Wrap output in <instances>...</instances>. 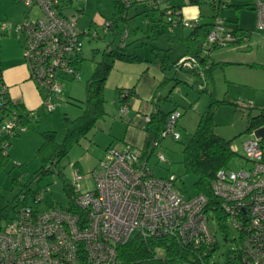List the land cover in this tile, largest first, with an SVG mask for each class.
Here are the masks:
<instances>
[{
  "label": "built area",
  "instance_id": "2783aa9c",
  "mask_svg": "<svg viewBox=\"0 0 264 264\" xmlns=\"http://www.w3.org/2000/svg\"><path fill=\"white\" fill-rule=\"evenodd\" d=\"M15 1L29 11L40 10L35 18L27 12L14 29L23 45L30 79L45 93L42 106L52 113L63 94L62 83L80 77L77 63L88 33L83 34L74 20L61 13V0ZM165 1L152 0L151 4L159 6ZM253 10L257 27L264 32V0H254ZM198 23L199 18L182 20L183 28L188 29ZM0 27L3 33L9 30L6 23ZM248 42L247 34L235 33L217 18L204 46L222 48ZM178 67L202 74L199 59L193 56L179 60ZM121 112L126 116L128 107L122 106ZM179 118L176 111L169 116L164 137L181 139L175 131ZM16 120L15 115L6 120L0 135L12 137L16 129H27L17 127ZM143 120L147 123L150 118L144 116ZM260 129L264 127L256 129V136L244 144L251 168L217 173L212 189L218 204L212 210L206 195L186 196L175 174L156 177L150 159L143 157L140 148L127 144L122 151L108 149L92 173L94 190L81 191L80 182L85 177L75 173V204L81 214L40 208L44 196L38 193L32 204L22 205L18 220L0 219V264H125L120 248L135 238L176 242L193 254L183 264H218L213 255L219 245L209 217L223 227L214 215L215 208L226 218L225 229L231 226L239 232L225 264H264V133H257ZM2 147L7 149L8 141ZM157 157L159 163L166 162L164 154Z\"/></svg>",
  "mask_w": 264,
  "mask_h": 264
},
{
  "label": "rangeland",
  "instance_id": "374dc122",
  "mask_svg": "<svg viewBox=\"0 0 264 264\" xmlns=\"http://www.w3.org/2000/svg\"><path fill=\"white\" fill-rule=\"evenodd\" d=\"M61 13L75 21L81 32H87L91 24L97 26L90 30L93 35L96 30L101 33V26L113 14V0H61ZM72 1V2H70ZM233 5H248V8L223 9L221 14L233 25L239 24L250 32V41L239 46L222 47L212 53V60L215 63H229L217 66L214 71V98L224 104H217V109L213 116L215 133L230 141L236 156L231 160L228 169L234 172L249 170L251 163L246 160L244 144L253 139L255 131H248L250 116H256L258 109H246L245 107L254 105L264 108V32L257 27V13L252 9L254 0H229ZM139 4V3H138ZM138 6V7H137ZM129 11L130 20L133 26H143L147 30L144 22L147 21L144 5H137ZM203 20L210 21L212 9L208 3L201 4ZM137 11H140L137 13ZM27 12L31 18L40 15V10L34 8L32 11L15 0H0V25H9L7 33H3L0 27V56L3 61L11 60L17 53L24 55L22 42L17 38L15 25L24 21ZM150 14V19H154L159 13ZM123 27V26H121ZM189 33L188 28L178 27L174 33L161 37L158 45L169 50V55L173 61L185 52L183 37ZM124 35L108 34L106 40L83 38V58L80 77L76 80L66 79L63 84V94L52 113L43 106L33 121L29 124V132H21L18 137L12 139L5 169L0 170V211L8 208L3 221L18 220L22 204L15 201L20 195L22 185L28 184L31 191L41 193L44 201L40 208H63L68 207V198L64 192L65 183H74L75 173L79 172L85 177L80 182L81 191L94 190L95 183L92 179L93 171L99 163L106 158V147L110 142L114 143L111 149L124 150L125 144L122 141H114L116 134H121L125 123L119 102L114 98V93L105 94L107 116L100 120L96 127L83 139L80 144L75 145L68 156L60 161L58 172L45 176H36L35 173L42 168V160L37 157V151L43 143L42 133L46 131H56L57 142L61 143L65 137L64 118L76 119L84 110L86 99V82L94 72L96 62L101 58V54L96 50L103 51L107 43L115 41L119 43ZM141 36H145L141 33ZM92 37V36H90ZM128 38L127 41H131ZM139 45L141 42H138ZM139 54L150 57L149 45L139 46ZM170 77L181 80L170 96V100L163 103L165 111L176 108V112L181 115L175 128L181 140L176 142L171 137L162 140L154 150V154L149 160V165L155 169L156 177H165L175 174L179 177V188L182 192L193 195L195 177L185 174L182 164V148L184 143L190 138L198 126L201 114L210 104L208 93H201L204 82L198 79L188 70L172 71ZM175 82H172L164 91V95L172 89ZM211 91L212 87H209ZM250 114V116H249ZM120 130V131H119ZM118 146V147H116ZM164 154L165 163L158 162V155ZM22 184V185H21ZM33 203L32 198L28 199ZM209 226L217 238L218 249L214 252L213 260L218 264H225L230 259V249L236 246L239 240V232L229 226L227 233H223L216 222L209 217ZM226 237L228 242L225 241ZM160 256L164 253L159 252Z\"/></svg>",
  "mask_w": 264,
  "mask_h": 264
},
{
  "label": "trees",
  "instance_id": "16d2710c",
  "mask_svg": "<svg viewBox=\"0 0 264 264\" xmlns=\"http://www.w3.org/2000/svg\"><path fill=\"white\" fill-rule=\"evenodd\" d=\"M151 1L152 0H146L144 2L146 10L143 13H159V15L151 22H144V26L146 25L147 30H144L143 26L135 27L130 24V20L135 17H130L129 11L137 5L136 0H113V14L103 24H100L101 33L96 30L95 36L92 35L90 30L93 29L94 26L96 27L97 24H91L89 26L87 36L91 40H106V36L111 33L124 36L119 43L115 41L109 42L103 51H95L96 54H101V58L96 62L94 72L86 82V99L84 101L83 113L76 119L64 118L65 137L63 142H57L56 131H46L41 134L43 143L37 151V157L42 160L43 165L35 175L41 177L56 172L62 174V171L58 170L60 161L68 156L70 150L75 145L80 144L83 139L88 137L89 133L96 127L100 120L105 119L108 114L105 106V85L117 61L126 63L152 62L156 64L164 74V78L159 83L152 99L154 109L150 114L144 115L149 116L150 120L145 123L146 126L144 130L146 138L144 145L140 149L143 151V157L145 159H150L156 148L155 143L160 145L162 140L166 138L163 136L166 122L169 116L176 111V108L169 111H165L163 108V103L170 100L171 94L181 82V80L176 79V77L171 78L169 74L172 71L177 73L179 70H186L178 67V62L186 56H193L199 59L203 75L194 71H188L206 84V86L202 85L200 92L209 94L210 104L201 114L195 132L191 134L190 138L183 145L182 164L185 174L187 176H193L196 179L194 182L195 193L193 195H206L209 199L210 209L212 210L213 206L218 204V200L212 189V184L217 177V173L220 170L228 169L231 160L237 154L232 149L230 141L215 133V124L213 121L217 104H224V102H219L214 98V71L217 66L229 63L217 64L212 61L211 53L219 49V47L214 46L207 48L204 44L208 34L214 29L215 20H217V18L223 19L235 33L247 34L250 36V32L240 29L236 23L232 25L231 22L221 14L223 9L235 8V10L239 11L241 8H248V5H233L229 0H190V5L201 6V4L208 3L212 9L211 20L206 22L200 21V23L189 29L188 35L183 37L185 52L179 60L173 61L169 55V50L160 47L158 41L164 35L174 33L175 28H183L182 20L184 19V15L182 9L184 5L178 2L171 3L173 0H166L162 5L154 6L151 4ZM176 20L178 21L175 24L174 22ZM140 32L145 35L142 39L127 41L128 38L133 39ZM82 33L84 34L86 32ZM138 42H141V44L138 45ZM144 44L150 47V57H146L137 52L139 46ZM204 51H206V54H203ZM82 62L83 58L81 57L77 63L79 76ZM172 82H175L174 86L167 95H164L165 89ZM209 87H212L213 90L211 91L208 89ZM118 95L121 106L128 107L130 101L135 98L133 88L121 89ZM245 108L259 110L256 116H250L249 114L248 131H255L258 128L264 127V108H259L254 105ZM34 114L36 113L28 111L24 105L15 103L10 99L8 88L5 86L2 79L0 68V128L6 120L15 115L17 117L16 126L28 129L29 124L33 121ZM20 133L21 131L16 129L12 137H3L0 135V170L5 169L7 164L8 157L10 156L8 149L12 144V139L18 137ZM4 141H8L9 147L7 149L2 147ZM63 189L68 198V207L66 210L81 214L82 212H80L75 204L76 195L73 183H65ZM20 192V195L15 198V201L22 205L29 204L28 199L32 198L33 201L39 193L31 191L28 184L22 185ZM184 194L188 197L192 196L186 193ZM22 196L25 198L22 199ZM7 210L8 208L0 211V219L4 218L5 214L8 212ZM214 210L216 211L214 213L216 219L218 218L220 220V224L223 227L221 231L227 233L225 229V216L221 212H217V208ZM161 251L164 253L163 256L159 255ZM120 256L124 259L125 264H183L189 261L193 254L171 240L142 241L139 238H135L120 248ZM206 256V258H209V255Z\"/></svg>",
  "mask_w": 264,
  "mask_h": 264
},
{
  "label": "crops",
  "instance_id": "0c3cea01",
  "mask_svg": "<svg viewBox=\"0 0 264 264\" xmlns=\"http://www.w3.org/2000/svg\"><path fill=\"white\" fill-rule=\"evenodd\" d=\"M136 1L137 5L145 6L144 2L146 0ZM189 1L190 0H173L171 3L178 2L184 5L182 13L185 19L199 18L200 21L203 22L204 20L201 7L198 5H190ZM139 12L140 11H137V13ZM141 13H143L142 10L140 14ZM155 18L156 16L154 19H150V14L146 13L147 21L145 22H151L155 20ZM237 26L240 29L247 31L245 28L239 26V24ZM140 35L141 32L132 40L142 39L143 36L139 37ZM203 54H206V51H204ZM0 68L2 72V79L5 83V86L8 88L10 99H12V101L15 103L24 105L28 111L35 112L37 116L41 111L45 94L37 88L33 81H31L25 56H22L19 52L16 54L14 59L3 61V63L2 57L0 56ZM163 78L164 74L161 72L159 67L152 62L126 63L117 61L115 63L105 85V94L107 92H113L114 98L119 102V90L133 88L135 98H133L128 105L125 123L122 124L125 128H123L121 134L119 133L114 136V141H122L125 144V147L127 144L136 148H141L144 145L146 138L144 128L146 124L143 120V117L144 115H148L153 111L154 107L152 104V99L159 83ZM119 106L121 110L122 106L120 103ZM23 132H26L25 134H27L29 130L26 129ZM112 145L114 146V143L110 142L109 146L106 147L105 150L107 151L108 149H111V147H113Z\"/></svg>",
  "mask_w": 264,
  "mask_h": 264
},
{
  "label": "water",
  "instance_id": "95a60500",
  "mask_svg": "<svg viewBox=\"0 0 264 264\" xmlns=\"http://www.w3.org/2000/svg\"><path fill=\"white\" fill-rule=\"evenodd\" d=\"M257 133H259V134H260V133L263 134V133H264V129H260V130H258Z\"/></svg>",
  "mask_w": 264,
  "mask_h": 264
}]
</instances>
